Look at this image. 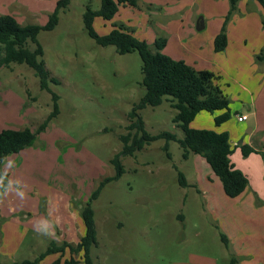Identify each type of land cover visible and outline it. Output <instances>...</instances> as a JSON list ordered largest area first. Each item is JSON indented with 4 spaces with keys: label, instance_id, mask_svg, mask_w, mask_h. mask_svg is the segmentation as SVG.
I'll return each mask as SVG.
<instances>
[{
    "label": "rangeland",
    "instance_id": "374dc122",
    "mask_svg": "<svg viewBox=\"0 0 264 264\" xmlns=\"http://www.w3.org/2000/svg\"><path fill=\"white\" fill-rule=\"evenodd\" d=\"M167 1L177 4L176 8L183 6L181 10L186 15L193 8L195 21L203 16L207 26L198 30L186 19L175 34L167 25L182 13H162L155 4L140 0L137 7L121 6L110 21L96 18L94 28L99 34H106L113 22L124 23L135 37L147 40L151 47L158 37L168 38L165 52L174 57L193 60L198 53L207 57L208 37L223 25L229 0ZM240 1L242 5L227 22V32L233 41L245 32L255 42L264 31L260 20L262 6L256 0ZM57 2L0 0V14H12L22 24H44ZM87 6L99 9L101 0H70L68 7L60 10L58 24L38 34L45 66L50 77L58 80L49 86L59 95V113L38 133L35 143L24 149L29 154L26 160L31 163L30 171H39L41 179L53 189L75 195L77 200L72 204L78 210L90 200L99 182L115 173L111 159L122 151L121 135L130 131L129 112L145 93L139 53L120 54L115 46H102L91 38L83 22ZM35 45L27 42L30 49ZM229 98L231 117L226 123H214L215 115L221 111H202L191 127L229 131L236 142L248 138L252 119L241 123L236 113L249 111L241 98ZM52 109V93L41 89L38 77L27 64L12 62L0 68V131L24 127L35 130ZM138 113L149 133L169 131L183 137V130L173 121L176 109L170 105V96H165L160 105L146 106ZM41 153L45 161L36 157ZM121 161V177L107 183L99 196L90 200L98 239L91 249L94 264H230V250L221 238L229 219L221 216L220 206L226 195L204 157L190 153L185 159L178 141L159 138L133 155H122ZM35 163L46 165L45 178L44 170L33 168ZM179 172L185 175L187 185L180 184ZM49 244L47 238L46 247ZM57 254L59 257L61 253ZM49 256L45 261H51Z\"/></svg>",
    "mask_w": 264,
    "mask_h": 264
},
{
    "label": "trees",
    "instance_id": "16d2710c",
    "mask_svg": "<svg viewBox=\"0 0 264 264\" xmlns=\"http://www.w3.org/2000/svg\"><path fill=\"white\" fill-rule=\"evenodd\" d=\"M240 0H229L230 8L220 32L214 40L216 51H222L227 45V22L236 9ZM263 9L262 26L264 28V0H256ZM140 0H101L99 9L87 6L83 13V22L88 35L102 46L113 45L120 54L137 51L142 60V81L145 93L140 101L129 112L130 123L127 125L130 131L121 135L123 149L117 153L111 162L115 173L105 176L96 189L92 192L90 200L96 199L104 186L118 180L124 172L121 161L122 155H133L136 150L142 149L146 144L165 138L178 141L183 149V157L186 159L190 152L199 154L205 158L213 172L220 178L224 192L229 197L240 195L248 187L247 176L236 168L230 160L233 147L230 144L228 132H218L212 129H198L191 127V122L201 111L214 113V122L220 125L231 117L230 98L224 92L219 80L220 75L207 69H196L182 59H174L163 52L167 39L165 36L158 37L151 47L145 39L134 36L132 29L124 23L113 22L109 33L99 34L94 28V21L101 17L110 21L118 13L121 6L137 7ZM70 0H58L48 20L44 24H22L17 18L8 13L0 14V68L10 63H25L33 69L38 77L41 89L52 93L53 109L35 130L31 127L21 129L6 128L0 131V162L11 153H16L24 148L32 146L39 132L45 130L55 116L59 113V95L53 92L50 82L58 80L50 77L45 66L43 48L38 42V34L41 30H52L59 22V12L68 7ZM32 41L35 47L30 49L27 42ZM257 61H264V48L256 54ZM165 96H170V105L176 109L173 121L183 130V137L179 138L175 133L162 131L158 134L149 133L144 121L138 113L139 109L146 106L160 105ZM135 130L131 133V130ZM168 148V143L165 149ZM254 149L248 145L242 146L244 155H248ZM170 158V153L168 152ZM179 182L187 185L185 175L179 172ZM87 201L80 208L85 232L77 243L51 240L47 249L34 259L23 260L20 264H40L46 255L61 253L51 263L46 264H94L91 249L98 243L95 212L91 201ZM58 232V230H57ZM221 238L226 246L228 239L225 234ZM66 250L69 258L63 259ZM79 257H77V256ZM18 264V263H15ZM230 264H236V259L231 258Z\"/></svg>",
    "mask_w": 264,
    "mask_h": 264
},
{
    "label": "crops",
    "instance_id": "0c3cea01",
    "mask_svg": "<svg viewBox=\"0 0 264 264\" xmlns=\"http://www.w3.org/2000/svg\"><path fill=\"white\" fill-rule=\"evenodd\" d=\"M142 1L146 4L147 1L155 4L162 13H182L177 20L167 25L168 30L175 34L182 29L186 19L188 23L197 24L198 20L195 21L192 7L189 15H186V12L181 10L183 6L177 9L175 7L177 4H169L171 1ZM238 3L237 7H240L243 2ZM253 4L251 3L252 6ZM262 14L263 12L260 14L261 19ZM202 18L205 28L208 22L203 16ZM221 26L211 37H208V56L205 58L200 53L192 57L193 60L166 53L168 38L163 51L166 50L165 53L172 58L182 59L196 69H207L220 75L219 83L228 97L241 98L243 106L249 111L237 110L236 113L237 120L238 116L247 115L245 120H238L241 123L252 119L249 128L251 135L248 138L244 137L236 142L232 140L233 134L226 131L234 149L230 160L247 176L248 187L236 197L225 194L229 200L223 196L220 207L222 218L226 220L229 218V222L227 220L226 223L228 227L223 226V228L228 239L226 247L230 250L231 258L236 259V264H264V61L256 60V54L264 48V31L260 32L255 42H252V36L245 32L240 33L233 41L230 33L227 32L226 48L216 51L214 40ZM230 26L231 23L228 28ZM191 36L193 38L194 34ZM201 44L203 42L200 40L199 45ZM200 47L203 48L204 45ZM243 145H248L254 150L244 155ZM24 149L8 154L0 162V264H20L23 260L34 259L47 249V238L50 241L65 240L77 243L85 232L80 209L72 204L77 197L68 192H61L59 188L53 189L45 179H41L39 171L31 172V163L26 160L29 154H26L27 150ZM42 153L36 157L41 156V160L45 161L46 157L42 156ZM33 168L44 170L45 178L46 165L41 167L39 163H35ZM57 255V253L50 254L51 261L55 260ZM68 255L70 256V253L66 250L63 259ZM45 259L40 264L51 262Z\"/></svg>",
    "mask_w": 264,
    "mask_h": 264
},
{
    "label": "water",
    "instance_id": "95a60500",
    "mask_svg": "<svg viewBox=\"0 0 264 264\" xmlns=\"http://www.w3.org/2000/svg\"><path fill=\"white\" fill-rule=\"evenodd\" d=\"M196 27H197L198 30L204 28V19L202 17L198 18ZM139 201H142V198H140Z\"/></svg>",
    "mask_w": 264,
    "mask_h": 264
},
{
    "label": "built area",
    "instance_id": "2783aa9c",
    "mask_svg": "<svg viewBox=\"0 0 264 264\" xmlns=\"http://www.w3.org/2000/svg\"><path fill=\"white\" fill-rule=\"evenodd\" d=\"M247 118V115L238 116L239 121H243Z\"/></svg>",
    "mask_w": 264,
    "mask_h": 264
}]
</instances>
